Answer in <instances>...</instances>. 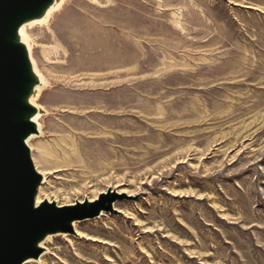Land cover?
Returning <instances> with one entry per match:
<instances>
[{"label": "rangeland", "instance_id": "374dc122", "mask_svg": "<svg viewBox=\"0 0 264 264\" xmlns=\"http://www.w3.org/2000/svg\"><path fill=\"white\" fill-rule=\"evenodd\" d=\"M99 2L31 30L34 145L49 201L119 198L33 264H264V0Z\"/></svg>", "mask_w": 264, "mask_h": 264}, {"label": "water", "instance_id": "95a60500", "mask_svg": "<svg viewBox=\"0 0 264 264\" xmlns=\"http://www.w3.org/2000/svg\"><path fill=\"white\" fill-rule=\"evenodd\" d=\"M57 0H0V260L3 264H23L42 253L40 243L49 235L73 233L76 220L98 217L114 211L119 198L108 189L95 201L58 206L43 201L46 211L34 216L29 202L37 201L42 175L36 169L28 138L37 132L33 121L38 109L31 103L40 83L28 49L20 37L21 27L44 17ZM27 109L24 127L18 118L19 105ZM23 138V140H22Z\"/></svg>", "mask_w": 264, "mask_h": 264}, {"label": "bare ground", "instance_id": "6f19581e", "mask_svg": "<svg viewBox=\"0 0 264 264\" xmlns=\"http://www.w3.org/2000/svg\"><path fill=\"white\" fill-rule=\"evenodd\" d=\"M66 1L67 0H57L55 2V4L49 9V11L47 12V14L44 17H42L40 19H35L33 21H30V22H27L20 29L21 40L26 45V47L28 49V53H29L32 65H33L34 70H35V72H36V74H37V76L39 77V80H40V83L36 86L35 93L31 97V103L38 109L36 115L33 117V121L37 125V132L33 133L27 140V144H28V146L30 148L33 162L35 160V162L37 164V167H38L39 163L37 162L35 157H34L35 159L33 158V153L35 152V149H37L39 154L42 157V160H43L45 166H46L44 170L39 168V167L37 169V167L35 165V162H34V165H35L36 169L42 175V183L40 184V186L38 188L37 198L36 199H37V201H45V200H47L50 203L56 202L58 206H63V205H60L55 200L49 201L48 199L51 200V198L48 195L44 196V194H46V190H48V188H47V186L45 184L46 183L45 181H46L47 176L51 173V171H50L51 168H49L48 165L53 167L52 159L54 158L55 150L53 149V147H49L48 145H44V144L34 145V141L35 140L41 139L45 135V133H44V125L42 123V119L44 117H46L49 112L43 105H41L39 103V99L41 97L42 92L49 86L50 82H49L48 78L46 77V75L39 68L36 60L33 57V49L35 47V41H34V39L32 37L31 30L33 28L37 27V26H43V25H48L49 26V22L52 19V17L54 16V14L62 9V7L66 3ZM91 1H95V2L97 1L98 3H100L99 0H91ZM107 1H110V0H107ZM73 146H74V144H73ZM72 151H73V153L77 152L76 150H72ZM71 162H72L71 161V156L67 152V155L65 156V163H71ZM113 189H116V188H113ZM107 191H108V189L106 191L102 192V193H106ZM117 192H118V190H117ZM98 197L96 199H98ZM46 198H48V199H46ZM86 199H88V198H86ZM95 200H93V201H95ZM89 201H91V200H89ZM93 201H91V202H93ZM117 201H118V199L114 202V205H113L114 208H115V203ZM80 202H83V201H80ZM73 204H75V202L72 203V204H66V205H73ZM105 213L106 212L103 211L98 217H100L102 215L105 216L106 215ZM87 220H89V218L84 219V220H76V221H74V223H73L74 232L73 233H70V232H59V233H55V234H51V235L47 236L40 243V247L42 248V253H41L40 257L37 258V259L29 258L26 261H24L23 264H33L34 261H37V262L38 261L39 262L43 261L44 254L48 250L47 245L50 244L53 241L55 236L63 235V237H68L66 235L67 233H69V234L80 233V228L82 226V222L83 221H87ZM76 231H77V233H76Z\"/></svg>", "mask_w": 264, "mask_h": 264}, {"label": "snow or ice", "instance_id": "6c2138e0", "mask_svg": "<svg viewBox=\"0 0 264 264\" xmlns=\"http://www.w3.org/2000/svg\"><path fill=\"white\" fill-rule=\"evenodd\" d=\"M27 113V109L21 104L18 108V118L20 122V126L24 127L25 123L29 119ZM0 120H2V111H0ZM23 140V138H22ZM43 201H30L29 202V211L34 216H39L41 213L45 212L46 210L43 208H39V205L42 204ZM0 264H3V261L0 260Z\"/></svg>", "mask_w": 264, "mask_h": 264}]
</instances>
